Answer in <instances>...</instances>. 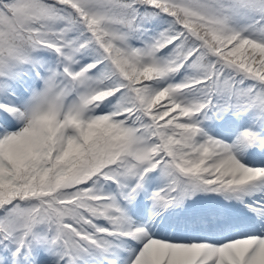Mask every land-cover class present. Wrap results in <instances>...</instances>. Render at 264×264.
Returning <instances> with one entry per match:
<instances>
[{
	"label": "snow or ice",
	"instance_id": "1",
	"mask_svg": "<svg viewBox=\"0 0 264 264\" xmlns=\"http://www.w3.org/2000/svg\"><path fill=\"white\" fill-rule=\"evenodd\" d=\"M0 264H264V0H0Z\"/></svg>",
	"mask_w": 264,
	"mask_h": 264
}]
</instances>
